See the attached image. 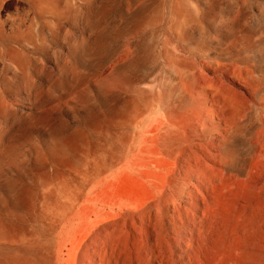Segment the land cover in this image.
Wrapping results in <instances>:
<instances>
[{"label":"rangeland","instance_id":"obj_1","mask_svg":"<svg viewBox=\"0 0 264 264\" xmlns=\"http://www.w3.org/2000/svg\"><path fill=\"white\" fill-rule=\"evenodd\" d=\"M189 1L22 0L0 24V242L18 211L55 264L85 239L99 264H264V54L181 40ZM244 8L205 12L221 43Z\"/></svg>","mask_w":264,"mask_h":264},{"label":"bare ground","instance_id":"obj_2","mask_svg":"<svg viewBox=\"0 0 264 264\" xmlns=\"http://www.w3.org/2000/svg\"><path fill=\"white\" fill-rule=\"evenodd\" d=\"M37 7L39 12L48 11L44 8L43 3L38 4ZM47 7H49V5ZM244 7L249 10L257 7L259 10L257 13V21L254 20L249 22L251 31L249 30L247 35L238 34L231 45L221 43V41L217 39V37H220V34L215 30L222 32L221 34L229 33V31L234 30L238 32L236 26L228 22V19L220 21L217 19L210 20L207 18L205 12L207 10L220 8V10L223 9L225 11L228 9L232 13H236L237 11L245 9ZM183 13L181 22L186 20L189 21L185 24L183 30H178L176 34L181 40L190 38L192 33L187 31L186 28L194 24L200 33V40L196 44L197 49L201 50L203 55H206L212 48L219 49V51H225L231 48L230 50L245 59H253V56H256V52L264 54V4L250 2L248 0H191V2H188L187 8L185 7V10H183ZM226 29H228V31ZM259 34L261 35L257 39L256 35ZM22 39L28 40L27 37H23ZM218 46H220V48ZM261 61H264V58H262ZM172 79V81L176 80L175 77ZM261 80L264 84V76ZM172 81H170L168 89L170 97H186L187 92H185L184 87L180 83H173ZM263 89L264 85L259 88V91ZM257 119L256 113L251 112L248 118L245 119V122H241L240 125L242 127L252 126L257 123ZM243 140L244 138L241 135H236L233 137L232 142ZM232 142L227 143L226 146H229ZM31 221L29 214L18 211L14 213V217L4 218L2 220L0 264H55L53 259V245L49 236H47L45 232L40 233L35 229L33 230L29 225ZM83 253L86 254L84 264H99L98 244L95 240L89 241V239H85L80 242L76 241V243H72L71 240H68L65 249H62L60 255L66 257L69 264H82L83 261L81 257Z\"/></svg>","mask_w":264,"mask_h":264},{"label":"crops","instance_id":"obj_3","mask_svg":"<svg viewBox=\"0 0 264 264\" xmlns=\"http://www.w3.org/2000/svg\"><path fill=\"white\" fill-rule=\"evenodd\" d=\"M22 0H0V24L11 20L17 14ZM12 14V15H11Z\"/></svg>","mask_w":264,"mask_h":264}]
</instances>
